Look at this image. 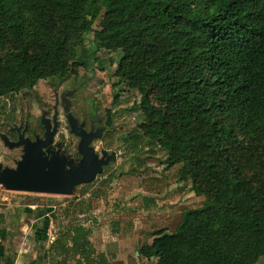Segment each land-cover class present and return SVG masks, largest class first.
Segmentation results:
<instances>
[{"label": "trees", "instance_id": "obj_1", "mask_svg": "<svg viewBox=\"0 0 264 264\" xmlns=\"http://www.w3.org/2000/svg\"><path fill=\"white\" fill-rule=\"evenodd\" d=\"M90 33L97 49L123 53L115 76L142 94L143 136L206 197L201 209L183 208L165 246L150 242L166 225L157 216L137 230L130 214L115 232L137 239L138 257L155 264H257L264 258V0H0V99L87 67ZM107 117L113 128L111 110ZM119 180L124 198L167 186L164 177L133 172ZM156 207L145 199L144 211ZM59 234L56 257L72 248L84 264H126L96 257L85 226ZM127 264L138 262L130 256Z\"/></svg>", "mask_w": 264, "mask_h": 264}, {"label": "rangeland", "instance_id": "obj_2", "mask_svg": "<svg viewBox=\"0 0 264 264\" xmlns=\"http://www.w3.org/2000/svg\"><path fill=\"white\" fill-rule=\"evenodd\" d=\"M87 39L88 66L79 68L76 75L70 74L63 80H41L33 89L0 99V162L4 167L13 168L23 154L22 148L5 145L1 139L2 135L9 136L11 126L29 124L33 137L34 134L42 136L41 121L44 118L53 121L56 107L62 137L67 135L74 143L78 141L77 136L69 132L68 114H73L89 127L91 123L99 127L102 133L92 148L96 152L110 150L109 154L116 151V159L92 183L80 185L68 194L19 192L0 184V229L4 230L0 233V244L4 248L0 251V264H49L54 259L64 260L66 264H84L79 253L71 248V242L67 245L71 248L67 257H56L51 251L54 241L61 237L59 233L68 226H85L89 230L96 257L104 254L109 261L122 260L127 264L132 256L138 264H155L156 259L138 257L137 239H122L115 232L121 220L134 214L136 229L141 230L145 218L164 219L166 225L150 242L165 246L181 222L183 208L201 209L206 204V197L192 191L191 181H182V165L168 167V153L143 136L140 124L147 121L148 115L141 107L142 94L129 89L115 76L116 62L123 53L97 49L94 33ZM65 92L70 94L66 98L71 105L62 101ZM153 103L160 106L157 97L153 98ZM66 105L68 112L64 109ZM109 110L113 128L107 124ZM109 131L120 132L121 138L107 139L105 134ZM33 137L30 135L31 139ZM127 172L140 174L147 181L164 177L167 186L161 194L152 195L141 189L124 198L120 195L119 176ZM146 198L153 199L157 206L148 213L143 210ZM40 211L45 214L41 215ZM38 229L44 234L35 242ZM257 264H264V258Z\"/></svg>", "mask_w": 264, "mask_h": 264}, {"label": "water", "instance_id": "obj_3", "mask_svg": "<svg viewBox=\"0 0 264 264\" xmlns=\"http://www.w3.org/2000/svg\"><path fill=\"white\" fill-rule=\"evenodd\" d=\"M57 117L58 115L55 116L54 125L51 121L43 119L42 122L47 130L44 140H37L33 143L20 135L18 142L11 143L4 137L5 142L12 148L23 146L24 155L15 169H3L0 165V184L19 192L68 194L80 185L92 183L98 175L103 173L104 167L116 159V153L107 159L105 157L107 153H104L103 158H99L91 147L93 140L99 137V131L89 136L81 135L83 139L79 150L84 158L76 169L67 170L65 165L49 159L44 150L50 147L55 137L58 125ZM69 119L73 124L74 131L77 121L73 114L69 115Z\"/></svg>", "mask_w": 264, "mask_h": 264}, {"label": "flooded vegetation", "instance_id": "obj_4", "mask_svg": "<svg viewBox=\"0 0 264 264\" xmlns=\"http://www.w3.org/2000/svg\"><path fill=\"white\" fill-rule=\"evenodd\" d=\"M68 95H70V94L66 93V92L63 93L62 101L64 103L68 104V105H71V103L69 102L68 98H66ZM67 108L68 107L66 105L64 107L65 112H68ZM56 115H58V117H59V111H58L57 107L55 108V115L53 117V121H51V123L53 125H54V120H55V116ZM69 115L70 114H68V123H70V127H71L69 132L72 131L77 136V138H78L77 143H74V141L70 140V137L67 136V135L62 137V133L59 132L60 124H59L58 117H57L58 125H57V130H56L55 137H54L53 142L50 145V147L44 150L46 152V154H47L49 159H51V160L53 159L56 162H58L59 164L65 165V168L67 170L76 169L80 165L81 161L84 158L83 155L81 154L80 150H79L80 143H81V141L83 139V137L81 135L86 134L87 136H89L90 134L96 133L98 131H99L100 134L102 133V132H100L99 127H97L94 123H91L90 127H89V125H88V123L86 121H79L78 119H75L77 122L75 124L76 126H75V129L73 131V124L70 122ZM42 121H41V123H42V125L44 127V131H43V135L42 136H40L39 134H34L35 137H33V134L31 133L32 131L29 128V124H28L26 126H23V125H21V126H16V125L15 126H11L10 127L9 136L7 135L8 136L7 137L5 135H2L1 139L4 142L5 145H8V144L5 142L4 137H6L9 140V142H11V143L18 142L20 140V135H23L26 139L31 140L33 143H35L37 140H44L46 138L47 130H46V128H45V126H44ZM75 130H76L77 133L75 132ZM30 135H32V137L34 139H31ZM69 135H70V133H69ZM105 136H106V134H105ZM99 137H100V135H99ZM99 137H97V138H99ZM97 138H95L93 140V142L95 140H97ZM93 142L91 143V147H92ZM18 148H22V150H23V154H22L20 160H17L15 162V167H13V168L12 167H4L3 164H1V162H0V165L2 166L3 169H6V168L15 169L18 166V163L21 161V159H22V157L24 155V147L22 146V147H18ZM109 152H110V150L101 149V150L97 151L96 154L99 156V158H103L104 153H107V155L105 156L106 159H107L113 153H116V151L112 152V154H109ZM0 158H1V155H0ZM107 166L104 167V171H105V168Z\"/></svg>", "mask_w": 264, "mask_h": 264}, {"label": "crops", "instance_id": "obj_5", "mask_svg": "<svg viewBox=\"0 0 264 264\" xmlns=\"http://www.w3.org/2000/svg\"><path fill=\"white\" fill-rule=\"evenodd\" d=\"M3 231H4V230H1V229H0V233H2ZM43 234H44V232H42L41 230L38 229V230H37V233L35 234V239H34L35 242H37V240L40 239V236H42ZM6 235H7V232L5 233V237H6ZM0 247H1V248H0V251H2V249H4L3 246H2V244H0ZM21 251H22V250H21ZM22 252H23V251H22ZM1 253H2V252H1ZM6 264H11V263H10V262H7Z\"/></svg>", "mask_w": 264, "mask_h": 264}]
</instances>
